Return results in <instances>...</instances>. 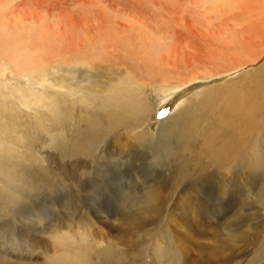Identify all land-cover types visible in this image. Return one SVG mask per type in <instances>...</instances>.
I'll return each instance as SVG.
<instances>
[{"label": "rangeland", "instance_id": "rangeland-1", "mask_svg": "<svg viewBox=\"0 0 264 264\" xmlns=\"http://www.w3.org/2000/svg\"><path fill=\"white\" fill-rule=\"evenodd\" d=\"M0 264H264V0H0Z\"/></svg>", "mask_w": 264, "mask_h": 264}, {"label": "bare ground", "instance_id": "bare-ground-1", "mask_svg": "<svg viewBox=\"0 0 264 264\" xmlns=\"http://www.w3.org/2000/svg\"><path fill=\"white\" fill-rule=\"evenodd\" d=\"M236 3V2H235ZM241 4V3H240ZM240 4H238V5H240ZM242 9V8H241ZM240 10V9H239ZM244 17H245V15H244ZM263 17V16H262ZM246 19V18H245ZM246 21V20H245ZM257 21V20H256ZM255 22V21H254ZM251 25V24H250ZM247 26V22H243V23H241L240 24V29L241 30H244L245 29V27ZM255 27V26H254ZM253 27V28H254ZM249 29V28H248ZM247 29V30H248ZM257 28L255 27V30H256ZM259 29V28H258ZM240 30V31H241ZM251 30V29H250ZM253 30V29H252ZM254 30V31H255ZM245 35V34H244ZM245 37H246V39H256V38H258L259 37V39H261L262 38V32H252V31H247V34L245 35ZM244 37V38H245ZM249 62V61H248ZM250 62H251V60H250ZM243 63V62H242ZM238 64V63H237ZM241 63H239V65H240ZM244 65H246L245 63H243ZM238 65V66H239ZM242 65V64H241ZM242 67V66H241ZM232 69H233V67H232ZM259 72H260V69H257V70H254L253 71V73H254V77H252V82H250V83H248V85L250 84V87L247 89V90H245L244 91V93H243V96H241V98L239 99V101H240V103H242V105L244 106V108H246V109H248L249 108V106H248V101H247V93H248V91L250 90V89H252V88H258V86L256 85V79L258 78V74H259ZM237 78V77H236ZM236 78H235V80H236ZM211 79V78H210ZM232 79H234V78H232ZM186 81H188V80H186ZM233 81V80H232ZM220 85V84H219ZM218 86H214V87H208V88H203L205 91H204V93H203V98L204 99H208V98H210L211 96H213V94L216 92V90H215V88H217ZM200 89V88H199ZM210 89H212V90H210ZM119 98H120V96H118ZM126 97V96H125ZM115 98H116V96H115ZM114 99V98H113ZM116 100V99H115ZM131 103V99H129V100H126L125 99V101L124 100H122V99H119L118 101H117V103H115L113 106H112V108H110V110H109V113L111 114V115H114V119H116L117 118V116L119 115V113L120 112H122L121 110H125V108H128L129 107V104ZM132 105V104H131ZM131 107V106H130ZM116 110H118V111H116ZM150 133V132H149ZM145 135H146V133L145 132H142L141 134H140V136H139V139L142 141V139L145 137ZM151 135V134H150ZM160 152V151H159ZM184 261V260H183Z\"/></svg>", "mask_w": 264, "mask_h": 264}]
</instances>
